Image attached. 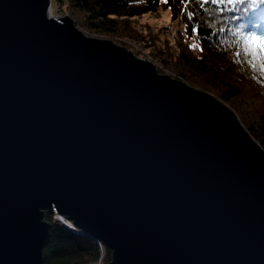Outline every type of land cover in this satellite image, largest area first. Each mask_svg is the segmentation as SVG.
Listing matches in <instances>:
<instances>
[{
    "label": "water",
    "instance_id": "obj_1",
    "mask_svg": "<svg viewBox=\"0 0 264 264\" xmlns=\"http://www.w3.org/2000/svg\"><path fill=\"white\" fill-rule=\"evenodd\" d=\"M49 5L0 0V264H43L48 211L106 264H264V149L235 113Z\"/></svg>",
    "mask_w": 264,
    "mask_h": 264
},
{
    "label": "trees",
    "instance_id": "obj_2",
    "mask_svg": "<svg viewBox=\"0 0 264 264\" xmlns=\"http://www.w3.org/2000/svg\"><path fill=\"white\" fill-rule=\"evenodd\" d=\"M70 13L91 32L144 37L147 23L135 20L163 12L174 37L157 34L147 50L178 77L199 89L214 91L232 104L243 126L264 148V72L261 61L244 54L242 37H264V0H66ZM142 30V31H140ZM163 31V30H161ZM164 32V31H163ZM171 36V35H170ZM176 75V76H177ZM256 100L257 103L254 101ZM45 212L51 223L43 244V264H93L110 259V251L87 236L69 230Z\"/></svg>",
    "mask_w": 264,
    "mask_h": 264
},
{
    "label": "rangeland",
    "instance_id": "obj_3",
    "mask_svg": "<svg viewBox=\"0 0 264 264\" xmlns=\"http://www.w3.org/2000/svg\"><path fill=\"white\" fill-rule=\"evenodd\" d=\"M49 1H50V5H49L50 7L49 8H51L50 9L51 15H49V13L47 11L49 17L59 18V17H63L66 15L72 19L75 27L77 29H79L84 35H86L88 37L110 40L114 44L121 46V47H124L125 49L131 51L136 57L141 58V59H145L146 61L153 64L158 73L166 74L170 78L182 81L185 84L189 85L188 83L183 81L181 78H179L177 73H175V71L172 68H170L166 65H163L157 58H155L147 50V47H152V46H150L151 44H149L150 39L147 37L149 35H151V38L154 36H157L158 33L161 34L160 36H167L169 38L174 37V32H173L174 26H173V28H171V36L167 33V31L165 29V25L167 23H170V20H168L166 13H163L161 11L160 13L158 12L157 16L146 15V16H143L142 18H140L139 20H135L133 26H134V28H137V29H141V27H143V24L145 25V23L149 24L146 27V32L144 31V33H145V34H143L144 37L138 36V38L136 39V38L130 37V36L122 34V33H112V34L111 33L110 34L105 33L104 34V33H100V32L96 33V32L88 31L85 27H83L81 25V23L80 24L78 23V20L80 22L81 17L78 15L70 13L69 8L68 9L66 8V6H67L66 0H49ZM76 16L78 17V20H77ZM161 30H163L164 32ZM140 31H142V30H140ZM189 86L193 87L197 90H201L203 92H206V93L212 95L213 97H215L216 99H218L221 103H223L232 112L235 113L239 122L243 125L242 119L238 116V114H237L238 112L234 110V107L232 106V104L221 101L219 98L216 97L214 91L199 89V88L192 86V85H189ZM254 101L257 103L256 100H254ZM251 137L254 139L253 136H251ZM53 221H55V220L53 219ZM57 222H59V221L57 220ZM59 223H61L62 225L64 224L63 221H61ZM103 254H104V250L102 249L100 259L93 264H106L107 262L105 260H101V258L103 257Z\"/></svg>",
    "mask_w": 264,
    "mask_h": 264
},
{
    "label": "snow or ice",
    "instance_id": "obj_4",
    "mask_svg": "<svg viewBox=\"0 0 264 264\" xmlns=\"http://www.w3.org/2000/svg\"><path fill=\"white\" fill-rule=\"evenodd\" d=\"M204 2L207 3L208 0H204ZM212 2L216 3L217 0H212ZM228 2L231 3L232 0H228ZM242 42L245 45L244 54L261 61L260 70L264 72V37L249 33L242 37Z\"/></svg>",
    "mask_w": 264,
    "mask_h": 264
},
{
    "label": "built area",
    "instance_id": "obj_5",
    "mask_svg": "<svg viewBox=\"0 0 264 264\" xmlns=\"http://www.w3.org/2000/svg\"><path fill=\"white\" fill-rule=\"evenodd\" d=\"M49 7H50V6H49ZM48 13H49V15H51L50 8H49V10H48ZM148 15H150V16H157L158 13H157V12H151V13H149ZM171 28H172L171 23H167V24L165 25V29H166V31H167V33H168L169 35H171Z\"/></svg>",
    "mask_w": 264,
    "mask_h": 264
},
{
    "label": "bare ground",
    "instance_id": "obj_6",
    "mask_svg": "<svg viewBox=\"0 0 264 264\" xmlns=\"http://www.w3.org/2000/svg\"><path fill=\"white\" fill-rule=\"evenodd\" d=\"M50 9H51V8H50ZM53 217H54L53 219H54L55 221H57V220H61V221L64 220V221H65V219H62L61 217H59V216H57V215H54ZM79 231H81V230H79ZM81 232H82V231H81ZM76 233H79V232H78V229H77V232H76ZM79 234H81V233H79ZM81 235H83V234H81ZM84 236H86V235H84ZM87 237H88V236H87ZM89 238H90V237H89ZM92 239L97 243V245H99V246L101 247L100 242H99L96 238H92Z\"/></svg>",
    "mask_w": 264,
    "mask_h": 264
}]
</instances>
